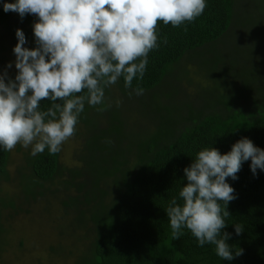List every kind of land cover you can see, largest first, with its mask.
Returning a JSON list of instances; mask_svg holds the SVG:
<instances>
[{
    "label": "trees",
    "instance_id": "trees-1",
    "mask_svg": "<svg viewBox=\"0 0 264 264\" xmlns=\"http://www.w3.org/2000/svg\"><path fill=\"white\" fill-rule=\"evenodd\" d=\"M11 1L0 0V19L6 16L4 3ZM206 3L204 13L192 23L173 27L160 22V47L149 53L143 79H134L131 88H126L120 78L119 88L132 93L137 86L143 92L156 90L166 85L171 69L187 53L215 44L225 36L232 27L235 0H206ZM21 21L28 27L23 30L26 39L29 36L35 48L34 15H27ZM165 37L167 44L163 43ZM231 94L230 98L216 103L221 112L193 117L181 114L174 127L156 130L164 132L145 143L128 160L116 159V150L110 148L113 140L109 143L103 137L105 145L97 149L107 151L111 161L104 160L100 167L85 170L87 174L82 171L83 167L68 171L70 179L65 183L66 189H75L77 196L63 205L71 206L80 229L91 234L86 252L77 264H264V171L258 169L254 176L251 160L243 164L237 180L228 178L227 181L235 189L237 198L227 206L231 216L226 218L227 227L223 231L231 234L227 243L233 253L242 249L243 255L222 260L216 255L214 245L200 247L186 228L179 240H173L165 210L174 197L182 202L179 192L187 183L184 169L199 151L215 147L226 154L234 143L245 137L264 149V97ZM51 104V101H42V110ZM121 130L119 122L115 133ZM7 164L8 151L0 147V177L5 176ZM28 164L34 183L50 182L59 170L58 154L50 155L45 150L29 158ZM29 194L32 195V190ZM236 224L244 229L239 236L235 234Z\"/></svg>",
    "mask_w": 264,
    "mask_h": 264
},
{
    "label": "clouds",
    "instance_id": "clouds-1",
    "mask_svg": "<svg viewBox=\"0 0 264 264\" xmlns=\"http://www.w3.org/2000/svg\"><path fill=\"white\" fill-rule=\"evenodd\" d=\"M206 0H16L4 3V12H16L21 18L36 16L33 25L35 48L22 29H17L14 47L17 74L12 68L0 73V147L14 150L17 145L31 147L33 157L45 150L50 155L77 131L85 104L104 103L105 90L123 78L126 88L134 79L142 80L149 53L160 47L158 24L186 25L200 17ZM187 31V27L184 28ZM167 38L163 43L167 44ZM86 93V94H85ZM141 95L143 89H135ZM51 101L42 110V101ZM59 101V102H58ZM120 100L116 101L119 107ZM111 106V105H109ZM101 111L103 109H100ZM251 171H264V149L245 137L222 154L218 148H205L184 169L187 183L165 209L171 237L179 240L183 229L197 239L198 245L215 246L222 260L243 255L233 253L224 232L231 216L228 204L236 199L228 178L238 179L245 162ZM244 229L235 225L237 236Z\"/></svg>",
    "mask_w": 264,
    "mask_h": 264
},
{
    "label": "rangeland",
    "instance_id": "rangeland-1",
    "mask_svg": "<svg viewBox=\"0 0 264 264\" xmlns=\"http://www.w3.org/2000/svg\"><path fill=\"white\" fill-rule=\"evenodd\" d=\"M20 24L16 12H6L0 19V73L11 62L7 72L13 79L17 74L16 31L28 29L25 23ZM28 38L25 47L32 48ZM169 75L166 85L156 90L136 95L121 90L117 83L106 89L103 104L93 107L86 103L76 134L58 153L59 170L50 182L34 183L28 164L33 157L31 147L17 145L8 151L6 174L0 177V264H77L91 234L80 229L71 206L63 205L77 196L65 183L70 179L69 170L83 167L87 174L89 168L111 161L107 151L97 149L105 145L103 137L109 143L113 140L110 148L116 150V159L128 160L145 143L159 137L163 127H174L181 114L193 117L221 112L216 103L230 98L232 92L238 97L263 98L264 0H235L228 33L215 44L187 53ZM117 100L121 101L119 107ZM119 122L122 130L118 134Z\"/></svg>",
    "mask_w": 264,
    "mask_h": 264
}]
</instances>
